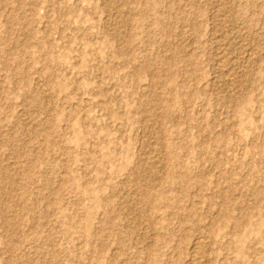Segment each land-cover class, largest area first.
<instances>
[{"label":"rangeland","instance_id":"374dc122","mask_svg":"<svg viewBox=\"0 0 264 264\" xmlns=\"http://www.w3.org/2000/svg\"><path fill=\"white\" fill-rule=\"evenodd\" d=\"M202 231L264 264V0H0V264H189Z\"/></svg>","mask_w":264,"mask_h":264},{"label":"bare ground","instance_id":"6f19581e","mask_svg":"<svg viewBox=\"0 0 264 264\" xmlns=\"http://www.w3.org/2000/svg\"><path fill=\"white\" fill-rule=\"evenodd\" d=\"M208 233V231H202L196 238L192 246L193 253L189 259V264H209V257L206 251L210 246Z\"/></svg>","mask_w":264,"mask_h":264}]
</instances>
